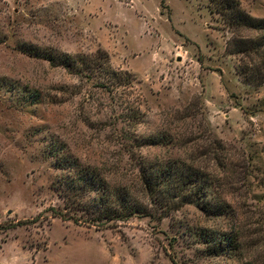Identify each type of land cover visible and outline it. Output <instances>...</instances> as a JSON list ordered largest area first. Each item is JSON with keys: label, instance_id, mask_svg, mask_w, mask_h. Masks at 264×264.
Wrapping results in <instances>:
<instances>
[{"label": "rangeland", "instance_id": "1", "mask_svg": "<svg viewBox=\"0 0 264 264\" xmlns=\"http://www.w3.org/2000/svg\"><path fill=\"white\" fill-rule=\"evenodd\" d=\"M158 162L210 174V212L52 215L69 165ZM0 264H264V0H0Z\"/></svg>", "mask_w": 264, "mask_h": 264}, {"label": "trees", "instance_id": "2", "mask_svg": "<svg viewBox=\"0 0 264 264\" xmlns=\"http://www.w3.org/2000/svg\"><path fill=\"white\" fill-rule=\"evenodd\" d=\"M240 20L253 27V19L240 14ZM227 23L233 27V22ZM67 171L70 179L60 182L56 187L57 191L63 193L60 194L64 202L63 209L53 210L52 215L72 220L75 224L97 230L117 228L121 222L136 215L153 218L155 211L161 209L164 210L159 216L162 219L185 205H194L206 213L210 212L207 205L210 174L204 176L200 169L190 165L176 162L145 163L139 169L133 186H114L94 172L83 173L78 168L74 171L71 165ZM134 192L139 195H134ZM88 196L91 198L87 202Z\"/></svg>", "mask_w": 264, "mask_h": 264}]
</instances>
